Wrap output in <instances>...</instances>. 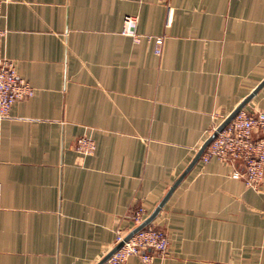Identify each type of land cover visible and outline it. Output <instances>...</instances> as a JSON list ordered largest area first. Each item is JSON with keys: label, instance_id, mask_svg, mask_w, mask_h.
<instances>
[{"label": "crops", "instance_id": "0c3cea01", "mask_svg": "<svg viewBox=\"0 0 264 264\" xmlns=\"http://www.w3.org/2000/svg\"><path fill=\"white\" fill-rule=\"evenodd\" d=\"M1 1L0 57L34 95L0 116V264H99L178 182L152 264H264V179L201 158L185 174L264 82V0ZM243 110L264 113V86Z\"/></svg>", "mask_w": 264, "mask_h": 264}, {"label": "built area", "instance_id": "2783aa9c", "mask_svg": "<svg viewBox=\"0 0 264 264\" xmlns=\"http://www.w3.org/2000/svg\"><path fill=\"white\" fill-rule=\"evenodd\" d=\"M4 2L0 0V24L4 18ZM137 19L128 16L124 20L123 34L139 42L141 36L137 33ZM5 30L0 27V37L5 36ZM155 52L162 54L163 37L154 38ZM34 95L33 87L18 75L15 64L4 57H0V116L9 117L15 103L31 98ZM218 130L214 129L213 133ZM212 133V134H213ZM76 149L79 153L90 156L94 154L95 142L89 138H81ZM212 160L221 163L241 161L244 171H236L235 179L243 180L248 187L257 188L264 179V113H248L240 111L232 122L206 148L201 161L205 164ZM147 210L139 207L133 221L136 226L145 222ZM128 234L119 232L115 247L123 243L105 264H125L131 256H137L145 264H152L151 251L165 256L168 250L166 233L158 228L148 226L126 240Z\"/></svg>", "mask_w": 264, "mask_h": 264}, {"label": "water", "instance_id": "95a60500", "mask_svg": "<svg viewBox=\"0 0 264 264\" xmlns=\"http://www.w3.org/2000/svg\"><path fill=\"white\" fill-rule=\"evenodd\" d=\"M264 86V82L257 88V90H255L219 127L218 130L216 132H214L209 138L208 140L203 144V146L201 147L199 153L197 154L195 160L193 161V163L191 164V166L188 168V170L186 171L185 174L188 173V171L191 170V168L198 162V160L201 158V156L203 155L204 151L206 150V148L210 145V143L217 137L218 133L223 131L231 122L232 120L236 117V115L242 111L244 109V107L253 99V97L258 93V91ZM184 174V175H185ZM179 183V182H178ZM178 183L171 189V191L169 192V194L166 196V198L162 201V203L158 206V208L155 210V212L147 219L145 220V222L143 224H141L140 226H138L135 230H133L131 233L128 234V236L126 237V240H129L134 234H136L138 231L142 230L143 228L149 226L154 220L155 218L159 215V213L161 212V210L163 209L165 203L167 202V199L169 198V196L171 195V193L173 192V190L175 189V187L178 185ZM123 243L117 245L109 254H107V256H105V258H103V260L99 263V264H105L110 257L122 247Z\"/></svg>", "mask_w": 264, "mask_h": 264}]
</instances>
